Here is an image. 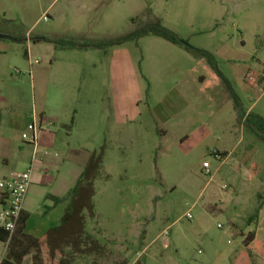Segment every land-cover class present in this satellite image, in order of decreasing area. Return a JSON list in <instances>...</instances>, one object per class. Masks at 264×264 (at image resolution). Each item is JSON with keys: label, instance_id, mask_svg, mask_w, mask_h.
<instances>
[{"label": "rangeland", "instance_id": "1", "mask_svg": "<svg viewBox=\"0 0 264 264\" xmlns=\"http://www.w3.org/2000/svg\"><path fill=\"white\" fill-rule=\"evenodd\" d=\"M157 22L211 52L217 70L153 34L103 48L53 42H106ZM0 35L3 93L12 89L2 74L21 80L24 104L41 111L46 96L37 77L31 83L32 63L69 96L70 128L57 124L58 153L67 154L55 157L56 181L29 191L30 233L60 224L46 196L64 194L68 168L82 169L78 161L104 149L93 215L84 212L92 240L64 248V264H264L261 255L248 260L244 245L249 232L264 245V140L239 116H264V0H0ZM249 71L256 89L245 81ZM113 86L126 121L109 104ZM213 150L232 152L207 183L202 163L214 170L220 162ZM247 156L257 166L252 182L238 169Z\"/></svg>", "mask_w": 264, "mask_h": 264}, {"label": "crops", "instance_id": "2", "mask_svg": "<svg viewBox=\"0 0 264 264\" xmlns=\"http://www.w3.org/2000/svg\"><path fill=\"white\" fill-rule=\"evenodd\" d=\"M44 38L45 37H38L35 43L37 44L42 41H46L44 40ZM31 52H32L31 49L27 50V57L29 58L30 63L32 62L30 57ZM50 64L51 63H49V65ZM111 70H112V83H110V85L115 84L116 81L115 79L116 69L114 64H112V66L110 65V71ZM30 75H31V83H33L34 81L33 76H35V78L37 77V80L40 85V89L41 91L44 90L46 96L45 103L39 113L37 110H35V108H31L27 104H24L20 92L21 80L17 82L14 79H12V77L5 76L4 74H2V80L11 82L10 88L12 90L7 93H3V91L0 89V162L3 165L2 169L4 170L3 173L4 177L13 171H22L29 168L32 159L35 156L34 166L31 174L32 181L24 204V212L28 214H30L29 208L27 206V204L29 203L28 194L30 189L33 188L36 189L44 184H48V182L56 181V177H54L53 173L54 170L59 171L60 163L55 160V157H58L59 155L67 154V152L64 151L62 152V154L61 152L58 153L59 141H58L57 124L61 125L65 129H69L70 126L68 125L67 120L70 118V114H71L69 108L67 107V104L69 103L68 100L69 96L64 92L62 88H52L49 80L50 74H48L45 69L43 70V68H34V65L31 63ZM201 80H204V78L201 77ZM58 83L62 84L61 81H59ZM15 89H17V91H15ZM117 98H118L117 92L114 87L113 90L109 92V104L112 107L113 113L115 114L119 112V116H121L120 120L122 119L121 121H126L127 114L125 113V109L123 105L121 104L118 105ZM249 110L250 109H248L245 112V115H247L250 112ZM35 115H37L40 118L42 125L44 124L51 125L50 131L44 132L41 138V142L37 146V148H34L33 145L27 143L25 140L22 139V133L27 129L28 124L33 121ZM261 116L264 118L263 115ZM243 121L244 119L241 120V122ZM219 152L223 155L225 154V157L223 159L222 157L221 159H218L220 160V162L214 167V170L217 169V172H219V170L222 168L223 164L225 163V160L230 157L232 151L223 150ZM88 156L86 157V162ZM251 159H252L251 156H247L243 160L240 159V164L238 166V169L240 170L241 175H244L248 181L252 182L255 180L257 176L256 175L257 166H255L256 164L254 161H250ZM249 162H251V165L253 166L252 169L249 167ZM78 164L82 169L77 170V168H79L77 167V165H76V170L75 169L71 170V168H68V171L65 174H63V177L61 178L60 184L62 187L64 186L65 193L62 195H58V194H52V195L64 196L75 185L77 179L79 178L85 166L84 161H80V162L78 161ZM61 168H63V166ZM60 172L61 170L59 171V175ZM209 182L210 181L208 180L207 183ZM66 206H67V202L61 203L51 211V212L54 211L56 212L59 218V222L65 212ZM233 221L234 220L232 219L231 222ZM27 222L25 228L26 233L36 238H41L46 233H48V231H46L43 234L30 233L27 230ZM56 226L58 225H54L51 228ZM48 234H49L48 236L49 240L45 242V250L47 252L49 251L50 253L48 252L49 255L47 254V256L44 255L41 257L45 264L48 262L50 264H62V261L60 260H63L64 258L60 256V252L68 245L67 246L64 245V248L59 252L57 248L61 246L59 240L62 239L63 235L58 233L57 234L48 233ZM256 241L259 242L261 241L259 239L257 232H255V238L251 244H253ZM102 247L104 250H107L106 247L104 246ZM5 250H6V246H5ZM108 253H110L109 250ZM34 255H35V251H31L28 255L24 257L22 264H33Z\"/></svg>", "mask_w": 264, "mask_h": 264}, {"label": "trees", "instance_id": "3", "mask_svg": "<svg viewBox=\"0 0 264 264\" xmlns=\"http://www.w3.org/2000/svg\"><path fill=\"white\" fill-rule=\"evenodd\" d=\"M148 34L162 37L171 43L185 47L196 56L204 58L214 70H217L216 59L211 52L188 44V42L181 39L172 30L164 27L160 22L146 25L127 36H122L116 39L108 40L106 42L79 43L74 40H53V42L56 43V46L59 48H103L115 46L129 40H139L141 37ZM44 40L50 41L48 38H44ZM261 78L264 79V74L261 76ZM233 98L236 107L239 109L240 103L235 94H233ZM239 116L240 120L244 119L245 123L253 122L254 126L257 128V136L264 140V118L261 115L253 114L252 112H249L247 115H245V112L240 109ZM103 156V148L99 151L94 150L90 152L83 171L77 179L75 185L64 196H55L52 194L46 196L47 199H50L53 202V205L49 206L48 209L67 202L65 212L60 219V224L48 231V233H58L63 235L62 239L59 240L61 246L57 248L59 252L64 248V245H68L67 247H75L79 245V242L82 243L86 241V239L92 240V237L87 236L84 232V212L87 211L89 214L93 215L92 199L95 194L94 179L101 168ZM28 218L29 214L24 212L21 216L16 231L11 237H9V233L7 231L0 228V242L4 244L8 243L7 251L4 254L1 264H22L24 257L31 251H35L33 264H45L41 256H47L49 252L45 250V242L49 240V234L46 233L43 237L36 238L26 233L25 228ZM249 219L250 221H253L254 217ZM254 238L255 232H249L244 238V245L247 250L246 254L248 260H251L254 255H261L264 257V245H262V243L259 241L251 244L254 241ZM252 247H255L254 250ZM60 261H62V264L65 263L64 260Z\"/></svg>", "mask_w": 264, "mask_h": 264}, {"label": "built area", "instance_id": "4", "mask_svg": "<svg viewBox=\"0 0 264 264\" xmlns=\"http://www.w3.org/2000/svg\"><path fill=\"white\" fill-rule=\"evenodd\" d=\"M258 74L249 71L245 76L247 85L253 89L258 87L257 84ZM50 124L42 125L40 118L35 115L33 121L28 124L27 129L22 133V139L27 143L33 145L34 148L41 142L44 132L50 131ZM212 154L217 159H221V154L213 150ZM35 156L32 159L30 167L22 171H13L0 180V228L9 233L11 237L16 231L20 222L21 216L24 213V204L26 201L27 193L31 185V174L34 166ZM202 170L205 175H208V180L211 181L217 172V169L212 170L209 161L202 163ZM190 215L189 212L186 214ZM7 245L5 244L7 251ZM4 255L0 258V264Z\"/></svg>", "mask_w": 264, "mask_h": 264}, {"label": "water", "instance_id": "5", "mask_svg": "<svg viewBox=\"0 0 264 264\" xmlns=\"http://www.w3.org/2000/svg\"><path fill=\"white\" fill-rule=\"evenodd\" d=\"M3 37H5L4 35H0V38H3Z\"/></svg>", "mask_w": 264, "mask_h": 264}]
</instances>
